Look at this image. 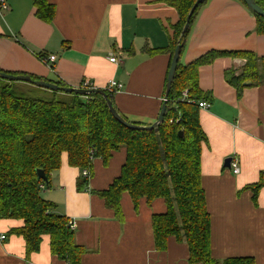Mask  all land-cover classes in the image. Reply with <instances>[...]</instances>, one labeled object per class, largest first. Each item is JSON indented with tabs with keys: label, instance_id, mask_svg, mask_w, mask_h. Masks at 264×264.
Segmentation results:
<instances>
[{
	"label": "crops",
	"instance_id": "0c3cea01",
	"mask_svg": "<svg viewBox=\"0 0 264 264\" xmlns=\"http://www.w3.org/2000/svg\"><path fill=\"white\" fill-rule=\"evenodd\" d=\"M35 0H7L0 15V70L34 76L66 87L106 89L110 81L124 86L113 95L115 109L129 122L153 125L160 115L171 55H148L145 49H167L173 40L178 12L160 0H48L55 16L46 23L36 16ZM249 51L264 58V35L256 19L237 0H208L191 28L180 63L189 65L206 53ZM56 56L47 65L41 57ZM112 58L116 62H111ZM245 61L220 58L199 70V86L212 97L200 109L207 136L202 153V184L211 216L212 257L252 258L264 264V186L256 201L251 189L264 182V84L245 86L242 93L225 80L226 71L239 75ZM233 159L239 174L225 168ZM126 151L105 164L93 161L89 191L79 190L83 171L62 155L50 188L41 196L54 212L75 222V243L84 248L82 264H189V247L169 238L167 249L155 246L152 218L166 204L145 199L135 211L128 193L121 200L123 222L93 192L110 188L121 174ZM23 220L0 219V264H67L51 253L45 236L40 251L26 256L23 237L12 231ZM5 237V240H1Z\"/></svg>",
	"mask_w": 264,
	"mask_h": 264
},
{
	"label": "trees",
	"instance_id": "16d2710c",
	"mask_svg": "<svg viewBox=\"0 0 264 264\" xmlns=\"http://www.w3.org/2000/svg\"><path fill=\"white\" fill-rule=\"evenodd\" d=\"M237 1L246 7L241 0ZM254 1L264 10V0ZM160 2L179 14V21L173 26V40L167 49L144 51L148 55L168 52L172 61L196 0ZM206 3L194 13L191 28ZM34 5L40 20L53 21L55 7L48 0H35ZM252 14L256 33L264 35V19ZM220 58L245 61L239 75L232 70L225 72V80L239 95L247 82L253 86L264 84V58L253 52L212 50L189 65L179 62L165 121L154 131L127 129L112 116L100 95L81 97L29 85L23 90L21 85L0 80V219L24 221V227L12 233L24 238L27 258L38 253L43 238L49 236L54 256L67 264H82L86 252L75 243L70 220L54 212L55 205L42 198V189L50 188L52 173L61 168L64 153L71 167L89 170L92 175L94 160L101 159L107 164L115 152L124 149L126 161L119 177L109 189L91 191L115 212L119 221L124 220L121 200L125 193L130 195L135 211L142 199L149 205L163 200L166 212L152 218L159 252L166 251L172 237L189 247V264H255L252 258L218 261L212 257L211 216L202 184V153L207 136L198 106L200 101L210 103L212 97L199 86V70ZM56 84L66 87L62 82ZM184 92H188V99L195 104L188 105L183 100ZM109 96L113 101V95ZM178 118L179 123H170ZM39 170L44 171L47 182L38 179ZM83 180L78 184L79 190L89 191V179L83 177ZM263 186L261 182L251 187L255 201Z\"/></svg>",
	"mask_w": 264,
	"mask_h": 264
},
{
	"label": "water",
	"instance_id": "95a60500",
	"mask_svg": "<svg viewBox=\"0 0 264 264\" xmlns=\"http://www.w3.org/2000/svg\"><path fill=\"white\" fill-rule=\"evenodd\" d=\"M208 0H196L194 5L192 6L187 18L186 23L181 31V34L179 36L178 42L176 44V48L173 53L172 61L170 64V69L168 71V77H167V84H166V92L164 97L163 106L160 112V115L158 117V120L150 126H142V125H136L129 121H127L114 107L113 101L110 98L109 94L104 89H83V88H77V87H62L59 86L56 83H52L43 79L34 80L29 75H14L9 74L6 72H3L0 70V80L7 81L9 83H25L30 86H34L39 89L48 90L51 92H61L65 94H74L81 97H89L91 95H100L103 97V99L106 101L108 109L112 116L124 127L130 130L134 131H154L157 130L165 121V116L167 113V103L169 99L170 92L173 87V83L175 81V76L178 68V64L180 62L181 54L183 51V48L186 43V37L187 34L190 31L191 28V20L196 12V10L207 2ZM246 7L255 15L261 17L264 19V10L254 1V0H241ZM245 86H251V83L247 82L245 83ZM183 133H180V136L182 137ZM233 162V159L229 158L225 161V168L231 169V164ZM37 177L40 180H43L44 182H47V178L45 176L44 171L39 170L37 171Z\"/></svg>",
	"mask_w": 264,
	"mask_h": 264
},
{
	"label": "built area",
	"instance_id": "2783aa9c",
	"mask_svg": "<svg viewBox=\"0 0 264 264\" xmlns=\"http://www.w3.org/2000/svg\"><path fill=\"white\" fill-rule=\"evenodd\" d=\"M9 10H10V7L7 3V0H0V15H3V13H5ZM41 60L43 61V63L50 65V63H54V61L56 60V56L52 55V56L47 57V58L41 57ZM110 61L116 62V59L112 58ZM81 88H83V89H94V88L90 87L87 82L83 83V86ZM123 88H124V86L122 84H120L116 81H110V83L107 85V88L105 89V91L108 94L114 95L115 93L122 91ZM187 95H188V92L183 93V100H185L188 105L195 104V101L188 99ZM198 106L200 109H208L210 107V103L206 102V101H200V102H198ZM173 121H175L176 123H179L180 118H178L177 120H171L170 123H173ZM231 170L233 171L234 174L240 173V168H239V165L237 162H235V161L232 162ZM90 176H91V173L89 170L83 171V177L89 178ZM69 226L73 231L75 230L76 225H75L74 221L70 220ZM1 240H5V237H2Z\"/></svg>",
	"mask_w": 264,
	"mask_h": 264
},
{
	"label": "rangeland",
	"instance_id": "374dc122",
	"mask_svg": "<svg viewBox=\"0 0 264 264\" xmlns=\"http://www.w3.org/2000/svg\"><path fill=\"white\" fill-rule=\"evenodd\" d=\"M17 85H21L22 87L18 86V88L20 87L21 89L23 90H26L27 88H24V87H28V84H25V83H16ZM30 86V85H29Z\"/></svg>",
	"mask_w": 264,
	"mask_h": 264
}]
</instances>
